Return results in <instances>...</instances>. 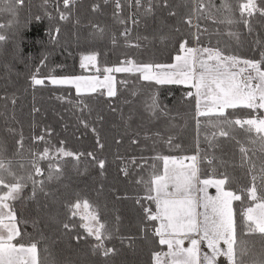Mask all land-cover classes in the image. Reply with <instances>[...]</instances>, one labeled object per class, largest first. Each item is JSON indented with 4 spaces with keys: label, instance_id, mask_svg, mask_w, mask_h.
<instances>
[{
    "label": "trees",
    "instance_id": "16d2710c",
    "mask_svg": "<svg viewBox=\"0 0 264 264\" xmlns=\"http://www.w3.org/2000/svg\"><path fill=\"white\" fill-rule=\"evenodd\" d=\"M223 2L203 0L213 18H208L206 12L199 19L203 29H207L199 46L219 47L226 55L242 59H260V53L264 52V16L254 14L250 20L251 31L243 23L231 26L219 23L227 15L221 7ZM191 3V0H168L169 7L164 8L156 0L153 13L145 15L143 7L138 10L133 3L130 6L128 0H121L119 19L126 22L121 24L114 16L113 1H74L68 8L66 19H49L43 14L37 21L36 14L43 13L44 8L42 1L34 0L29 10L20 6L11 27L0 29V33L7 37L6 41L0 42V145L5 150L6 159L12 160V171L18 175L31 170L28 150L43 152L46 146L50 149L51 163L53 166L59 164L60 169L54 173L59 179L46 182L44 191L37 192L35 198L32 185L28 183L20 198L13 202L21 221V231L39 241L38 264H154L152 253L166 252L167 246L159 245V238L154 235L153 229L158 227V221L146 222L141 206L136 203L137 199L148 194L145 185L137 181L141 177L148 181L153 166L162 174L163 156L194 154L197 143L201 153L207 151L209 157L214 155L217 158L218 172H227L233 178L229 190L245 200L240 189L251 186L250 165L242 162L239 149L241 146L249 149L248 156L258 170L264 163L260 143H251L249 134L237 126L232 133L234 139L217 136L213 140L216 146L210 148L204 136L211 137V133L218 130L201 127L198 138L195 100L186 96L187 92H192L190 86L160 85L143 81L138 74L113 73L117 81L127 80V84L117 83V95L109 98L102 88L95 93H77L72 85H52L50 81L45 85L31 84L30 77L37 68L40 78L50 74L102 77L104 67L118 66L126 57L145 63H172L176 54L173 47L175 37L192 32V28L183 22L191 14ZM229 3L235 7L236 0H229ZM256 3L264 8V0H256ZM96 4L99 7L93 10ZM8 6L9 0H0V24L7 25L12 19L7 12ZM170 11H175L176 15L170 16ZM133 13L139 20L136 25L129 19ZM125 27L131 30L128 41L139 43V48L125 46V38L120 35ZM57 28L58 33L55 32ZM177 28L179 33L175 31ZM49 30H52L51 35ZM230 31L238 33V37L229 36ZM161 36L169 39L161 40ZM192 44L193 41L189 46ZM93 51L100 54L96 66L81 68V54ZM41 60H44L43 65ZM153 96L166 106L165 113L157 111L153 114L148 110ZM81 102L83 110L77 106ZM34 108L38 111L34 112ZM228 113L233 119L255 115L246 108L229 109ZM9 129H14L17 134L13 135ZM46 129L51 132L45 135V142L34 143L33 138ZM20 133L24 137V150L18 154L16 142ZM169 137L173 138L171 145L167 142ZM98 138L103 148L98 147ZM133 140L136 143H132ZM60 147L79 155V159L57 156L55 150ZM89 152L95 155V160L87 156ZM133 157L142 167L128 163ZM141 157L144 160H140ZM101 159L105 161L103 170L98 166ZM220 160L226 163L221 166ZM126 164L127 176L122 171ZM40 167L44 175L38 179H43L49 172V159L40 161ZM199 167L200 178L212 176L207 161ZM77 193L81 200L80 214L85 212L83 200L87 199L90 204L87 211L92 212L95 208L99 221L113 232L114 238L107 241L106 246L117 249L116 255L104 257L93 252L92 245L96 241L87 237L86 231L79 227L81 215L71 221L77 225L74 231L64 233L62 230L61 224L68 216L65 205L75 201ZM141 204L155 211L154 202L141 199ZM248 205L247 200L243 204L233 201L237 239L246 242L250 250L259 252L264 248V237L245 235L247 228L241 219V209ZM34 220L38 222L35 227ZM142 227L147 231L142 232ZM76 235L85 238L77 242L73 239ZM122 238H125L123 243Z\"/></svg>",
    "mask_w": 264,
    "mask_h": 264
},
{
    "label": "snow or ice",
    "instance_id": "6c2138e0",
    "mask_svg": "<svg viewBox=\"0 0 264 264\" xmlns=\"http://www.w3.org/2000/svg\"><path fill=\"white\" fill-rule=\"evenodd\" d=\"M72 0H63L65 8L69 6ZM131 6L133 0H128ZM115 4L114 16L121 24L126 23L119 19L122 11L121 0H113ZM156 0H134L135 7L139 10L144 9L145 15L153 13ZM196 6L193 7L191 14L185 19L184 23L188 27L195 28V32L187 35H179L175 37L176 44L173 45L176 54L173 57L174 62L170 64H158L152 62H141L131 58H125L120 61L118 66L104 67L102 70L103 79L99 76H63L48 75L40 78L39 68L31 77L33 86L45 85L46 81H50L52 85H75L76 91L79 93L84 87L91 92H97V86L106 89V95L109 98L117 95V83L122 85L127 84V80L117 81L113 73L138 74V78L146 82H155L156 84H177L190 85L195 89V92H187L186 96L195 98L197 136L199 138L201 127H211L214 130L211 137L205 134L204 139L209 147H215L213 140L219 137L232 138V133L239 129L244 130L249 134L251 143H260V151L264 153V114L249 115L248 118H230L229 109L237 110L246 108L252 112H260L264 110V52L260 53V59H242L236 55H226L225 51L219 47H192L189 46L192 41L196 45L201 44V38L206 33L207 29H201L199 24H193V16L196 20L203 18L205 13H208V18H213L208 12L203 0H195ZM159 5L168 8V0H159ZM99 6L95 5L93 10ZM221 7L226 11L227 15L219 23H224L229 26L233 24L243 23L250 31L252 25L250 23L254 14L259 13L264 16V8L258 7L256 0H236L235 7L229 3V0H224ZM20 5L16 0H9L7 8L8 14L12 17L7 23L0 24V29L11 27L17 17ZM238 13V18H237ZM170 16H175V11L169 12ZM67 16L65 13H60V19L64 20ZM37 21L41 17H35ZM129 19L133 25L139 23L135 13L131 14ZM49 30V34L51 35ZM128 27L124 28L121 36L125 38L126 47L139 48L140 44H132L128 41L130 34ZM179 33V29H175ZM58 33L59 29H55ZM229 36H237L236 32H229ZM7 37L0 33V42L6 41ZM55 39V37H53ZM139 39V38H138ZM146 39V38H145ZM161 40H167L169 37L161 36ZM116 43L115 37L112 40ZM210 43V41H209ZM219 43V42H218ZM98 52H89L81 54V68L91 66L95 67ZM44 60H41V65ZM100 72V69H96ZM104 93L101 92V95ZM7 99V97H5ZM14 103V101H13ZM83 110L84 105H77ZM148 110L155 114L157 111L166 112V106L162 105L158 97L153 96L151 103L147 106ZM38 111V109H33ZM203 118V119H201ZM87 127V124H84ZM9 131L16 135L14 129ZM95 131V129H93ZM51 130L46 129L40 136L34 137V143L45 142V135L50 134ZM17 140V153L24 150V137L22 133ZM159 135V133H157ZM172 137H169L167 142L171 145ZM120 143V141H117ZM132 143H136L135 140ZM237 143H240L237 141ZM63 144V142H61ZM98 147L103 148V144L97 139ZM179 147V145H177ZM240 153L242 162L246 161L250 165L248 173L251 181V186L241 188L240 191L245 194V200L249 202V206L241 209V219L245 223L247 232L245 235L259 234L264 237V163L256 170V165L248 156L249 149L241 146ZM31 156L29 165L31 170L25 175H18L12 171V160L6 159L5 150L0 145V264H38V243L33 240L27 233L22 232L19 225L20 219L16 214L13 202L20 198V194L28 183L32 185V196L35 198L37 192H43L45 183L53 179H59V176L54 175L60 171L59 164L53 166L49 157L50 149L46 146L43 152L39 150H28ZM57 156L75 157L79 159V155L67 151L63 147L55 150ZM83 155V154H80ZM87 156L93 160L95 155L91 152ZM49 159V172L47 177H43L44 172L40 167V161ZM144 160L143 157L139 158ZM190 161L185 165L183 159L180 160L179 167H176L177 157L163 156V174H160L153 166V172L150 174V179L144 181L143 178L138 183L145 185L147 195L136 200V203L141 206L144 220L146 222L159 221V226L154 227L153 232L158 237V243L161 246H167L166 252L156 251L152 253L154 264H216L218 257H225L228 264H264V248L259 252H254L247 248L246 242L237 239V221L236 214L233 209V201L245 202L242 196L230 189L232 177L227 172H218L215 166L217 158L213 155L209 157L207 151L201 153L199 143H197L196 154L187 157ZM207 161L211 167L212 176L201 179V168L199 165ZM134 166L142 167L137 164V158L133 157L128 162ZM171 163V167H170ZM226 162L219 161L223 166ZM98 166L101 170L104 169L105 161H98ZM125 176L128 175L127 164L122 169ZM219 176L220 178H212ZM174 189L169 191V188ZM214 187L216 195H209L207 189ZM155 193L154 195L152 193ZM193 193H203L193 196ZM118 199L120 197H117ZM141 199L154 202L155 211L151 207H145L141 204ZM65 207L68 211V216L61 224L64 233L72 232L77 225L72 223V219L77 215H81L78 210L81 209V200L77 193V199L73 202L66 203ZM90 207L87 199L83 200L84 214L81 215L82 227L87 237L95 239L92 245V250L95 253H100L104 257L116 255L117 249L106 246L107 241H111L113 232L110 231L106 224L101 223L98 218L96 209L88 212ZM202 207L203 211L198 212L197 208ZM27 223V221H24ZM33 226L37 225V221H32ZM142 232H146L147 228L142 227ZM28 236L26 240L25 237ZM198 236L199 239L194 238ZM80 235L73 237L79 242L84 239ZM125 238L121 239L123 243ZM126 239L132 240V237ZM185 240H189L191 247H184ZM207 242V248L210 251H201V241ZM221 244L226 247H221Z\"/></svg>",
    "mask_w": 264,
    "mask_h": 264
},
{
    "label": "built area",
    "instance_id": "2783aa9c",
    "mask_svg": "<svg viewBox=\"0 0 264 264\" xmlns=\"http://www.w3.org/2000/svg\"><path fill=\"white\" fill-rule=\"evenodd\" d=\"M34 1V0H16L17 4H19L20 6H25L27 10L30 9V5H31V2ZM42 1V7L44 8V11L43 13L41 12H38L36 14V17L39 16H43V14L49 18V19H60V13H65L66 16H68V8L70 6L71 3H73L74 1H78V0H72V2L69 4V6L67 8H65L64 4H63V0H40ZM105 2H111L113 0H104ZM192 7H195L196 6V3H195V0H192ZM98 5V4H96ZM133 5L135 6L134 4V0H133ZM61 20V19H60ZM199 24L200 28L203 29L204 26L203 24L199 23L195 16H193V24ZM94 27H96V24H94ZM193 31L195 32V28H192ZM196 154V152L194 153ZM194 154H190V155H177V160H181L183 159V162H186V163H190V161L188 159H186L187 157L191 156V155H194Z\"/></svg>",
    "mask_w": 264,
    "mask_h": 264
},
{
    "label": "rangeland",
    "instance_id": "374dc122",
    "mask_svg": "<svg viewBox=\"0 0 264 264\" xmlns=\"http://www.w3.org/2000/svg\"><path fill=\"white\" fill-rule=\"evenodd\" d=\"M192 5V4H191ZM192 9H193V7L191 8V11H192ZM192 33H194V31H193V29H192ZM197 46H199V45H196L195 44V41H193V44H192V47H197ZM199 47H204V46H199ZM174 62V60L172 61V63ZM67 76H72V75H67ZM79 76V75H78ZM57 77H63V76H57ZM84 77H90V76H84ZM99 79H103V76L102 77H99ZM65 85H69V84H65ZM75 89H76V86L75 85H72ZM186 86H190V85H186ZM100 87L99 86H97V89H99ZM106 90V89H105ZM90 90H88V89H86V88H84V87H82L81 88V91L80 92H89ZM194 91H195V89H194ZM195 100V99H194ZM195 102V101H194ZM195 104V103H194ZM195 112H196V110H195ZM196 114V113H195ZM254 114L255 115H261V114H264V110H260V112H254ZM184 164L185 165H187V164H189V163H186V162H184ZM179 165H180V162H178L177 161V164H176V167H179ZM172 165H171V163H170V167H171ZM163 174V173H162ZM213 178H216V177H213ZM218 178V177H217ZM174 189H172L171 188V186H170V188H169V191H173ZM155 194V193H154ZM145 202H149L148 200H146L145 199ZM249 206V205H248ZM145 207H148V205H146ZM202 211H203V209H202ZM188 244H187V247H191V244H190V241L188 240V242H187ZM200 248H201V251H204V252H207V251H210L208 248H207V245H206V242L205 241H201V244H200ZM166 251H167V249H166ZM224 258V257H223ZM225 261V260H224Z\"/></svg>",
    "mask_w": 264,
    "mask_h": 264
},
{
    "label": "crops",
    "instance_id": "0c3cea01",
    "mask_svg": "<svg viewBox=\"0 0 264 264\" xmlns=\"http://www.w3.org/2000/svg\"><path fill=\"white\" fill-rule=\"evenodd\" d=\"M192 92L194 93L195 91H194V89L192 88ZM195 99V98H194ZM173 157H176V156H173ZM178 162H180L179 160H177ZM205 178H209V177H205ZM205 178H201V179H205ZM217 178V177H216ZM218 178H220V177H218ZM207 193L209 194V195H216V190H215V188L214 187H209L208 189H207ZM153 195H154V192H153ZM196 195H200L201 197L203 196V193H193V196H196ZM197 211L198 212H202V207H200V208H197ZM159 221H158V226H159ZM194 238H197V239H199V237L198 236H195ZM203 241V240H202ZM188 242V240H185V242H184V247H187V243ZM206 242V241H205ZM206 245H207V242H206ZM221 247L223 248V247H226V245H223V244H221ZM225 260V261H224ZM216 264H228V261H227V259L224 257H218L217 258V262H216Z\"/></svg>",
    "mask_w": 264,
    "mask_h": 264
},
{
    "label": "bare ground",
    "instance_id": "6f19581e",
    "mask_svg": "<svg viewBox=\"0 0 264 264\" xmlns=\"http://www.w3.org/2000/svg\"><path fill=\"white\" fill-rule=\"evenodd\" d=\"M191 2H192V0H191Z\"/></svg>",
    "mask_w": 264,
    "mask_h": 264
}]
</instances>
